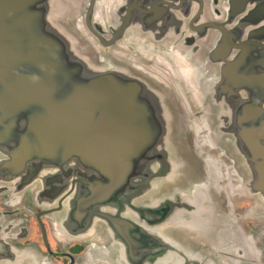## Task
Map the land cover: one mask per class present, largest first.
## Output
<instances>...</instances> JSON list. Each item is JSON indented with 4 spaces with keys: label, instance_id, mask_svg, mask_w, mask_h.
I'll use <instances>...</instances> for the list:
<instances>
[{
    "label": "flooded vegetation",
    "instance_id": "1",
    "mask_svg": "<svg viewBox=\"0 0 264 264\" xmlns=\"http://www.w3.org/2000/svg\"><path fill=\"white\" fill-rule=\"evenodd\" d=\"M13 1L0 0V264H264V210L242 192L263 161L246 168L239 138L261 157L263 139L255 144L252 134L262 127L264 136V0H17L3 11ZM36 14L39 27L30 28ZM47 40L82 59L61 52L65 68L77 62L95 76L118 71L140 84L137 94L121 80L118 89L131 94L118 109L135 124L133 142L151 145L150 167L161 175L134 200L140 219L130 251L106 224L85 231L45 212L66 195L77 204L79 193L95 212L105 186L99 178L87 185L91 173L75 155L46 161L90 126V117L46 122L40 100L29 103L32 73L43 88L54 77L56 85L60 68L44 78L42 60L30 57ZM130 97L138 103L125 110ZM127 152L113 154L105 174L135 173L140 155ZM132 182L129 190L141 188Z\"/></svg>",
    "mask_w": 264,
    "mask_h": 264
},
{
    "label": "water",
    "instance_id": "2",
    "mask_svg": "<svg viewBox=\"0 0 264 264\" xmlns=\"http://www.w3.org/2000/svg\"><path fill=\"white\" fill-rule=\"evenodd\" d=\"M17 0L11 2V5L8 4V7L4 8L3 11H9L8 13L15 10V5ZM30 5V4H29ZM31 8V7H30ZM48 9V5H46V12ZM32 11H34L31 8ZM38 15H43V11L39 12L35 11ZM7 13V14H8ZM37 14L35 18H29V27L37 28L38 19ZM5 18L0 17V23ZM20 18L14 17L12 24H8V26L15 27L16 21H19ZM44 21V19H43ZM45 24L50 25V22H46ZM7 26V25H5ZM46 31V30H45ZM20 36V34H13V36ZM38 39V37H37ZM35 48L43 47V51L38 52L36 54L31 53L30 57L42 60L43 64L40 67L42 70V74L40 76L46 78L48 73L51 76L56 75V66L59 67L58 77L56 80V85L54 84L55 77L52 82H50V86H46L43 88V81L38 77L29 76V85H30V94L29 97L33 98L31 101H37L40 106L44 108V116L46 122H58V121H66L70 118L68 122H70L74 117L77 120H85L87 117H90V126L86 128L84 133L81 135L71 136L73 138L71 143L64 144L59 147L58 151L54 153V155H58L53 159H49L47 157V162H60L64 157L69 155H75L77 157L78 163L87 168L88 172L91 175L86 180L87 185L93 186L96 183L97 178L103 179L105 181V186L102 187L103 196L101 203H97L95 205V212H91L88 208L87 200L84 201V194L79 193L77 195L78 203L73 204L72 199L70 200V196H65L61 199V201L56 202V208L51 210H44L47 214L52 215L55 219L59 220V224L63 226H72L73 224L80 226L83 224L84 230H98V224H106L108 229L111 232L112 237L116 242L122 246L123 249L125 247L131 246L134 244L132 241V236L129 234L130 229L134 227V224H137L139 216L134 219V214L137 211V207L133 204L134 200L140 196L148 186L147 183L151 182L153 179L156 180L157 183L160 181V178H156L160 176L158 172L156 173L150 166L157 160L151 157V145H147V142L140 141L136 143L133 140L139 139L137 130L133 127L135 126L134 122L129 121V119L125 118L122 115V112L119 111L118 108H123L120 101L125 97V100L130 96L131 92L124 93L123 90L118 88H122L121 80L125 81L126 84L130 82L133 83L136 87V93L139 92L140 84L136 81L129 80L125 77L118 75L117 72L110 71L106 77L95 76L97 71L88 72L81 65L74 64L75 69L73 71L72 65L68 64L69 70L72 72H68L66 75L64 71L68 68H65L66 65L64 62L59 61L61 57V52L67 54V57L70 56L76 60H82L79 58L72 50V48L66 49L64 46V50L62 47L56 43L55 40H47L46 46L41 45H33ZM34 65V64H33ZM33 65H30V68H33ZM91 70V69H90ZM92 71V70H91ZM73 75L75 76V85L73 82ZM127 76V75H126ZM59 83V87L57 84ZM65 85H72L74 88L70 89V91L66 95L56 96L58 92L62 94ZM70 87V86H66ZM55 89V90H54ZM43 90H46V93H43ZM49 90H54L49 95ZM59 93V94H60ZM138 94V93H137ZM28 97V98H29ZM130 104H126L125 110L127 107H135L137 105V101L134 97H130ZM110 108L109 110H107ZM131 111V110H130ZM131 118H133L131 116ZM94 119L95 122L92 120ZM80 123V122H79ZM87 124V121L84 122ZM262 127L258 131L253 132L252 137H254L255 144H257L258 139H263L264 136L261 131ZM69 138V139H70ZM239 138L242 143V148L245 150V154H242V161L245 164L246 168L250 165V162H260L258 169L255 170L250 175L247 182L242 185V192L245 195L254 196L260 199V208L262 211L264 210V146L262 148L261 157L256 159L257 153L250 150V146L248 144V140L243 134H239ZM160 136L156 138L157 143L159 142ZM155 140V139H154ZM153 140V141H154ZM162 143V142H159ZM264 144V143H261ZM132 147V148H131ZM142 147V148H141ZM146 150H143L145 149ZM129 149L127 155L137 156L140 155L139 158V169L134 173L133 171H128L127 169L121 170V174L113 169V173L109 172L105 174V170L110 166L113 162L112 155H120L123 151ZM237 149V148H236ZM139 150H142L143 153H138ZM238 150V149H237ZM153 152V150H151ZM59 155H62L61 157ZM91 156V159L88 157ZM249 160V162H247ZM158 162L157 164H159ZM251 163V164H252ZM248 165V166H247ZM253 166H257V164H252ZM150 170L156 176H152V178H146V171ZM141 172V173H140ZM143 176V177H142ZM136 177L139 180V184L141 188L137 191L129 190L130 185L133 184V178ZM164 182V181H163ZM91 186V187H92ZM249 187V188H248ZM149 188V187H148ZM97 194L95 190H93V197ZM81 197H83L81 199ZM68 199V200H65ZM114 206V207H113ZM102 207L105 208L103 211ZM113 208H116L113 209ZM153 210V208H151ZM158 210V209H157ZM91 212V215H86L89 218H82L85 213ZM99 212V213H98ZM103 212V213H102ZM93 213L95 215H93ZM126 214V216H125ZM82 218L81 220H78ZM74 219H77L76 221ZM148 220L147 217L144 218ZM93 224H90L92 223ZM88 223V224H84ZM62 226V227H63ZM166 244V243H165ZM125 246V247H124ZM127 247V249L129 250ZM130 251V250H129Z\"/></svg>",
    "mask_w": 264,
    "mask_h": 264
},
{
    "label": "rangeland",
    "instance_id": "3",
    "mask_svg": "<svg viewBox=\"0 0 264 264\" xmlns=\"http://www.w3.org/2000/svg\"><path fill=\"white\" fill-rule=\"evenodd\" d=\"M238 228H239V226H238ZM240 228H241V227H240ZM253 264H261V263H260V261H257V260H256Z\"/></svg>",
    "mask_w": 264,
    "mask_h": 264
}]
</instances>
